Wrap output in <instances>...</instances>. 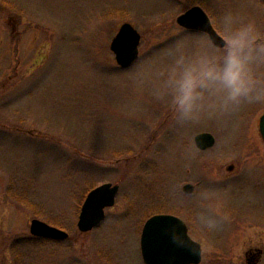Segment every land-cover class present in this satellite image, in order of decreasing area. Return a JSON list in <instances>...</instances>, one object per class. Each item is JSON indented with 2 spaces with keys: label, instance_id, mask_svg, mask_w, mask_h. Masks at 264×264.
Instances as JSON below:
<instances>
[{
  "label": "rangeland",
  "instance_id": "obj_1",
  "mask_svg": "<svg viewBox=\"0 0 264 264\" xmlns=\"http://www.w3.org/2000/svg\"><path fill=\"white\" fill-rule=\"evenodd\" d=\"M223 3L264 19L259 0H0V264H16V241L23 264H144L143 226L158 214L187 224L201 264H248L260 251L264 264V105L177 133L150 101L136 100L129 68L111 51L125 23L141 34V55L183 29L177 18L188 9L211 17ZM204 132L216 142L201 151L195 137ZM105 183L120 186L116 203L83 234L84 197ZM205 192L219 209L214 230L190 215ZM34 219L69 239L28 246Z\"/></svg>",
  "mask_w": 264,
  "mask_h": 264
},
{
  "label": "clouds",
  "instance_id": "obj_2",
  "mask_svg": "<svg viewBox=\"0 0 264 264\" xmlns=\"http://www.w3.org/2000/svg\"><path fill=\"white\" fill-rule=\"evenodd\" d=\"M210 15L207 28L170 31L129 66L126 79L136 100L150 101L177 133L223 124L264 105V19L228 3L210 9ZM190 215L209 230L220 226L219 209L207 192ZM183 226V221L172 225L177 233Z\"/></svg>",
  "mask_w": 264,
  "mask_h": 264
},
{
  "label": "water",
  "instance_id": "obj_3",
  "mask_svg": "<svg viewBox=\"0 0 264 264\" xmlns=\"http://www.w3.org/2000/svg\"><path fill=\"white\" fill-rule=\"evenodd\" d=\"M178 24L188 30H198L207 28L212 23L202 8L194 7L178 18ZM141 39V34L131 24L125 23L121 26L111 42V51L121 68H129L134 58L139 56ZM260 132L264 139V115L261 118ZM195 140L201 150L215 144L214 136L209 133L200 134ZM119 190L118 185L107 183L89 192L79 215L77 225L80 232L89 233L103 223L106 218L105 211L115 205ZM193 191L192 185L184 187L185 193L191 194ZM157 221L166 223L164 227L150 231V226ZM177 221L183 220L173 215H156L146 222L141 236V252L145 264H201L203 258L201 244L189 236L184 221V226L178 230V234L172 227ZM30 233L34 237L53 241H65L69 238L66 231L39 219L32 220ZM172 234H175L186 247L177 248L171 239Z\"/></svg>",
  "mask_w": 264,
  "mask_h": 264
},
{
  "label": "trees",
  "instance_id": "obj_4",
  "mask_svg": "<svg viewBox=\"0 0 264 264\" xmlns=\"http://www.w3.org/2000/svg\"><path fill=\"white\" fill-rule=\"evenodd\" d=\"M20 202L22 203L23 206H27V207H30L31 208V206H29V205H32V203L26 201L25 198H22ZM50 224H53V223H50ZM55 224H56V226H58L57 223H54V225ZM28 239H24L26 241V243L28 244V246H35V245L37 246L38 245L37 243H32L33 241H35V242H38V241H40V242L42 241L43 242L44 241V242L51 243V241L41 240V239H37V238H31L29 240ZM19 242L20 241H16L15 244H13L12 251L14 253V257H15L16 264H23L24 263V259H25V255L22 252V248H21V245L22 244L19 243ZM30 244H32V245H30Z\"/></svg>",
  "mask_w": 264,
  "mask_h": 264
},
{
  "label": "snow or ice",
  "instance_id": "obj_5",
  "mask_svg": "<svg viewBox=\"0 0 264 264\" xmlns=\"http://www.w3.org/2000/svg\"><path fill=\"white\" fill-rule=\"evenodd\" d=\"M165 223L166 222H164V221H157V222H155L153 225L150 226V231H154V230H156L158 228L164 227ZM171 239L173 240V243L175 244V246L177 248H184V247H186V245L181 244L180 240L176 238L175 234H172L171 235Z\"/></svg>",
  "mask_w": 264,
  "mask_h": 264
},
{
  "label": "flooded vegetation",
  "instance_id": "obj_6",
  "mask_svg": "<svg viewBox=\"0 0 264 264\" xmlns=\"http://www.w3.org/2000/svg\"><path fill=\"white\" fill-rule=\"evenodd\" d=\"M207 14H208V12H207ZM210 19H211V17H210ZM211 21H212V19H211ZM234 169H235V166H234ZM234 169L232 170V172L234 171ZM250 256L247 258L248 264H258V262H260V258L262 257V252L260 251L259 253L250 254Z\"/></svg>",
  "mask_w": 264,
  "mask_h": 264
}]
</instances>
